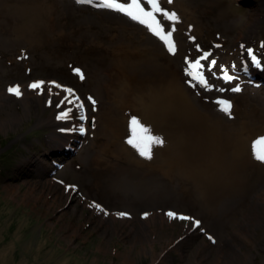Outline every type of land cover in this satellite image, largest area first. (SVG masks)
I'll list each match as a JSON object with an SVG mask.
<instances>
[{
    "label": "rangeland",
    "instance_id": "1",
    "mask_svg": "<svg viewBox=\"0 0 264 264\" xmlns=\"http://www.w3.org/2000/svg\"><path fill=\"white\" fill-rule=\"evenodd\" d=\"M0 3L38 4L41 14L35 34L21 37L10 27L13 23L0 16V264H264V175L258 189L230 214L235 205L213 212L171 175L136 191L113 188L100 175L107 161H114L109 147L102 150L107 139L98 129L101 115L117 104L111 87L118 78L107 73L110 60L121 55L112 43L128 37L136 26L151 34L145 26L114 10L75 0ZM186 5L198 26L186 29L179 15L184 24L177 25L182 39L176 60L187 93L207 109L218 110L217 97L230 99L232 110L242 115L245 107L259 109L264 131V70L253 67L247 55L252 49L264 65V0H187ZM196 45L217 61V77L205 72L209 83L223 89L239 85V93L205 91L186 83L185 57L201 55ZM245 62L247 72L242 70ZM221 66L237 79L225 83L218 78ZM77 68L83 80L74 72ZM102 74L109 86L102 83ZM38 80L71 88L84 108L66 104L72 112L66 120H57L65 109L55 106L60 98L54 94L48 103L47 83L42 94L29 87L20 97L7 92L12 84ZM24 93L27 104L20 100ZM89 96L96 101L95 111ZM125 106L128 123L133 116L139 119L131 105ZM82 114L86 120L80 119ZM62 128L77 130L66 133ZM52 133L65 136L67 143L55 146ZM97 152L99 159L94 158ZM69 185L75 191H66ZM169 210L201 221L200 228H193L192 221L170 219ZM120 212L128 216H117ZM144 213L151 216L144 218Z\"/></svg>",
    "mask_w": 264,
    "mask_h": 264
},
{
    "label": "bare ground",
    "instance_id": "2",
    "mask_svg": "<svg viewBox=\"0 0 264 264\" xmlns=\"http://www.w3.org/2000/svg\"><path fill=\"white\" fill-rule=\"evenodd\" d=\"M186 4L187 0H173L169 4L172 7L165 8L169 11L176 8L174 11L178 16L182 14L185 18V24L179 20L173 33L177 50L182 39L177 25L184 24L188 30H191L189 25L192 30L198 27ZM0 16L13 23L10 27L17 37L35 34L40 27L38 4L11 6L0 3ZM119 20L126 21L121 17ZM128 32V37L116 38L112 43L121 56L110 60L107 74L118 78L111 89L116 103L122 105L116 104V108L110 107L113 110L108 109L101 115L102 125H98V129L107 139L102 150L109 147L114 161L108 160L106 172L100 175L105 176L113 188L126 191L154 185L163 175H171L182 187L188 185L211 211L222 213L229 205H235L227 213H237L249 194L258 189L264 175V163L253 158L252 150V142L264 136L260 129L259 109L245 107L243 115L233 109L232 118H229L215 107L212 110L199 106L180 81L177 51L175 55H169L159 40L138 26L135 31ZM102 76V83L109 86ZM98 78L101 81L100 74ZM18 85L21 91L28 87L26 83ZM56 89L52 92L54 95L59 92L61 99L65 93ZM20 100L27 104V93ZM125 105L133 107L139 121L152 135L164 140L162 146L152 145L151 159L141 157L126 143L125 137L130 136V131L124 115L127 114L124 107H128ZM242 116V120L238 119ZM51 137L55 146L67 143L65 136L58 133H52ZM257 151L264 152V145H257ZM94 158L99 159L100 153L97 152Z\"/></svg>",
    "mask_w": 264,
    "mask_h": 264
},
{
    "label": "snow or ice",
    "instance_id": "3",
    "mask_svg": "<svg viewBox=\"0 0 264 264\" xmlns=\"http://www.w3.org/2000/svg\"><path fill=\"white\" fill-rule=\"evenodd\" d=\"M75 2L77 4L93 5L97 8L114 10L118 13L123 14L130 20L137 22L142 26H145L153 36H155L159 39V41L162 42L169 54L175 55L177 49L175 41L173 39V33L176 31V24L179 22L180 17L174 10L169 11L168 9L162 7L161 0H123V2H120V0H75ZM167 3L172 4L173 0H167ZM191 27L192 26L189 25L190 29ZM190 39L194 41L195 37H190ZM241 47L243 48V46ZM262 47H264V44H262ZM196 48L197 51L201 53V55L197 56L195 59L185 57L184 62L186 67L184 68V73L189 78L186 83H188L191 87L194 88L199 86L205 91H211L215 89L216 91H219L221 93L225 91L239 93L241 91L239 85L230 89H223L216 88L215 85L209 83V79L205 75V72L210 73L213 77H217L218 74L216 71H214V69H216L217 67V61L215 59H209L211 56V52L201 50L199 45H196ZM247 55L250 58L251 65L253 67H256L259 70H264V65L261 64L260 59L254 54L252 49H247ZM19 58L20 57H18V59ZM242 70L245 72L248 71L247 62L242 65ZM232 71H236L235 66H233ZM74 72H76L80 76L81 80L84 79V74L80 69H74ZM218 78L222 79L225 83H230L234 79H237V77H234L231 72L223 66L220 67ZM46 83L49 85V104H52V86L61 89L65 93V95L55 105L57 108L65 109L57 115V120H66L69 117V114L72 112L71 107L65 108L66 104H76L77 108H84L83 102H79L78 104L76 103L77 101H79V97L75 96L74 91L71 88H65L64 86L58 84L55 81H33L31 84L28 85V87L31 90L37 91L38 94H42ZM7 92L16 97H20L22 95L21 88L19 85L9 86L7 88ZM55 95L59 96L60 93L57 92L55 93ZM88 100L93 106V111H95L96 101L91 96L88 97ZM214 103H216V105L218 106L219 111L229 116V118H232L233 103L230 99L217 97ZM80 119L83 121L86 120L87 117L82 114L80 116ZM94 126L95 123L93 119V127ZM76 130V128L60 129L61 132L66 133H71ZM78 130L81 134L86 131L83 125H81ZM129 131L130 136L127 138L126 143L135 148L138 151V154L145 159L152 158V145L162 146L164 144V140L162 137L152 135L150 129L143 125L135 116L131 117L129 120ZM257 145H264V136L258 137L252 142L253 158L257 161L264 163V152H258ZM65 190L75 191V186L69 185ZM95 207L98 211H104L99 204H96ZM104 214L107 215L108 213L105 211ZM148 215V213H144L143 217L146 218ZM166 215L170 219L192 221L193 228H200L202 223L201 221L196 220L193 217L178 214L171 210L167 211ZM117 216L126 217L128 216V214L120 212L117 213ZM208 239L215 243V240L211 235L208 236Z\"/></svg>",
    "mask_w": 264,
    "mask_h": 264
}]
</instances>
